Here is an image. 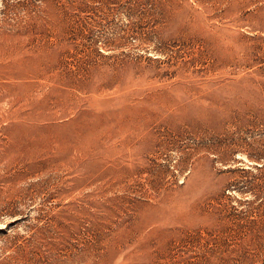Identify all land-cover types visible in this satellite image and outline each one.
I'll return each instance as SVG.
<instances>
[{
	"label": "rangeland",
	"instance_id": "1",
	"mask_svg": "<svg viewBox=\"0 0 264 264\" xmlns=\"http://www.w3.org/2000/svg\"><path fill=\"white\" fill-rule=\"evenodd\" d=\"M0 264H264V0H0Z\"/></svg>",
	"mask_w": 264,
	"mask_h": 264
}]
</instances>
